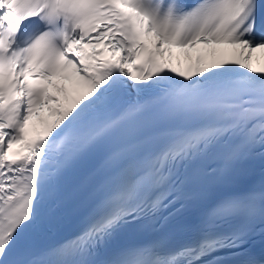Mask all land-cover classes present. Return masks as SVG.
<instances>
[{"label": "snow or ice", "instance_id": "obj_1", "mask_svg": "<svg viewBox=\"0 0 264 264\" xmlns=\"http://www.w3.org/2000/svg\"><path fill=\"white\" fill-rule=\"evenodd\" d=\"M197 44L240 58L178 68L165 55ZM257 52L264 0H0V264H264V179H244L264 167ZM70 66L73 100L29 82ZM52 102L56 119L29 138ZM178 203L192 205L189 241L129 239ZM70 208L78 230L46 242Z\"/></svg>", "mask_w": 264, "mask_h": 264}]
</instances>
